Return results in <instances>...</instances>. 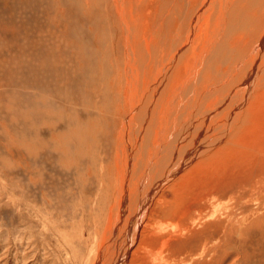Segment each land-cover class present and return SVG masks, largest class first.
Segmentation results:
<instances>
[{
    "label": "rangeland",
    "instance_id": "obj_1",
    "mask_svg": "<svg viewBox=\"0 0 264 264\" xmlns=\"http://www.w3.org/2000/svg\"><path fill=\"white\" fill-rule=\"evenodd\" d=\"M115 5L0 0V264H93L108 232L109 205L123 195L113 192L112 176L103 174L101 182L100 167L110 163L119 173L118 130L126 118L116 110L123 102L117 80L126 31ZM55 136H67L73 152L72 136H86L80 170L63 165L72 154L54 153ZM201 158L156 192L152 218L166 203L177 211L155 221L131 263L151 249L165 253L163 264H264V190L251 191L260 176L244 184ZM209 180L206 200L194 198ZM193 214L186 231L175 227Z\"/></svg>",
    "mask_w": 264,
    "mask_h": 264
},
{
    "label": "bare ground",
    "instance_id": "obj_2",
    "mask_svg": "<svg viewBox=\"0 0 264 264\" xmlns=\"http://www.w3.org/2000/svg\"><path fill=\"white\" fill-rule=\"evenodd\" d=\"M114 4L126 31L123 68L117 70V93L123 102L116 109L126 118L117 135L119 173L109 163L107 168L101 165L99 176L101 182L103 174L112 176L113 192L123 196L109 205L106 221L111 223L93 264L133 263L136 248L144 244L143 236L152 235L155 221L177 211L176 205L165 202L167 207L152 218L156 192L177 179L193 159L202 157V163L214 164L216 171L239 177L244 184L260 176L258 188L251 191L264 190V0H114ZM66 137L56 138L54 153L72 154V162L66 159L63 165L76 164L73 168L80 170L86 136H72L75 152ZM210 181L208 190L196 191L194 198L208 195ZM194 217L175 227L186 231ZM147 253L135 264H145L148 257L152 264L166 261L162 251Z\"/></svg>",
    "mask_w": 264,
    "mask_h": 264
}]
</instances>
